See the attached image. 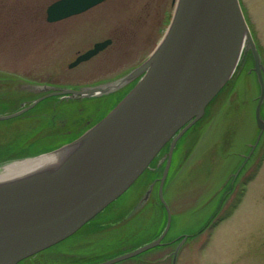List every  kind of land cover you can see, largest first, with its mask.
Masks as SVG:
<instances>
[{
    "label": "rangeland",
    "instance_id": "rangeland-1",
    "mask_svg": "<svg viewBox=\"0 0 264 264\" xmlns=\"http://www.w3.org/2000/svg\"><path fill=\"white\" fill-rule=\"evenodd\" d=\"M55 1L0 0V80L71 90L117 80L154 52L175 3L107 0L78 16L48 23L47 8ZM240 1L264 64V0ZM106 40H112L106 50L70 68L80 54ZM254 67L246 51L225 94L208 107L201 126L181 138L185 144L177 174L164 190L172 215L166 245L117 264H172L176 240L195 235L182 246L178 264H264V133L257 142L260 89ZM34 94L27 98L31 101ZM71 129L67 131L74 133ZM159 171L158 166V179ZM147 174L81 231L39 253L33 263L101 264L155 241L168 219L159 201L152 199L119 223L142 199L147 182L143 187L139 183ZM95 227L101 230L89 237L86 229ZM55 254L62 256L55 261Z\"/></svg>",
    "mask_w": 264,
    "mask_h": 264
},
{
    "label": "water",
    "instance_id": "water-1",
    "mask_svg": "<svg viewBox=\"0 0 264 264\" xmlns=\"http://www.w3.org/2000/svg\"><path fill=\"white\" fill-rule=\"evenodd\" d=\"M104 1L59 0L48 7L47 21L54 23L84 13ZM168 28L147 61L116 82L79 90L23 85L24 90L45 93L33 103L37 104L57 96H102L143 75L125 100L93 130L86 143L87 154L43 177L0 185V264H19L74 235L123 195L172 141L159 188L168 212L163 234L137 251L101 264H115L160 246L171 226L163 188L174 148L233 79L246 51L252 53L260 84L255 118L264 131V65L240 1L178 0ZM110 44V40L97 43L71 67L88 61ZM151 192L152 188L143 203ZM182 244L173 254V264H177Z\"/></svg>",
    "mask_w": 264,
    "mask_h": 264
},
{
    "label": "bare ground",
    "instance_id": "bare-ground-1",
    "mask_svg": "<svg viewBox=\"0 0 264 264\" xmlns=\"http://www.w3.org/2000/svg\"><path fill=\"white\" fill-rule=\"evenodd\" d=\"M177 4L178 0H175L174 11ZM130 83L125 85L124 88L129 86ZM120 89H123L122 85L115 90L119 91ZM115 90L102 96L83 99L70 98L67 100L65 97L57 96L33 104L44 96L36 92L34 98L28 104L20 106L17 103H12L6 109H0V117L21 112L17 117L0 120L4 124L3 127H7L12 123L17 124L15 132L11 133L10 136L6 135L4 146L0 148V185L43 177L63 167L70 160H76L87 154L88 151H85L87 148L86 143L89 140V136L93 134V130L112 114L127 96H119ZM47 104L57 105V110L50 109L46 111ZM114 105L115 107H113ZM85 116H87L86 120H84ZM88 120L94 121L90 122ZM68 127L70 129L73 127L74 133H69L67 131ZM193 130H195V125ZM71 131L73 130L71 129ZM171 143L168 142L161 150V153H159V169L161 172L165 171ZM9 153L19 157L10 158ZM152 166L153 163L149 166L150 170L154 168ZM170 170L172 171L171 168ZM139 204L140 206L134 208L127 215L128 217H133L149 203L142 205L140 200ZM61 256L60 254H55L53 258L56 261ZM27 262H30V260ZM50 262L53 263L54 261L50 260Z\"/></svg>",
    "mask_w": 264,
    "mask_h": 264
},
{
    "label": "flooded vegetation",
    "instance_id": "flooded-vegetation-1",
    "mask_svg": "<svg viewBox=\"0 0 264 264\" xmlns=\"http://www.w3.org/2000/svg\"><path fill=\"white\" fill-rule=\"evenodd\" d=\"M135 82V81H134ZM134 82H132V83H130V85L129 86H127V87H123V89H120L119 91H117V93H118V95L120 96H126L129 92H130V90L134 87V85H135V83ZM15 84L14 86H10L11 88H13L12 90L13 91H15V90H18V86L16 85V84H18V82H13V81H3V82H0V84H2V86H0V88H2V87H4V86H8L9 87V85L8 84ZM9 87V88H10ZM23 87V86H22ZM121 91V92H120ZM121 100V99H120ZM119 101V100H118ZM29 102H31L30 101V99L29 98H27V97H23V96H15V95H10V96H7V95H0V109H6L10 104H12V103H19V104H28ZM46 107H47V109H46V111L47 110H50V109H52V110H57V108L56 107H58L57 105H53V104H47L46 105ZM61 107V106H60ZM62 109H64L63 107H61ZM65 111H67L66 109H64ZM88 121H90L91 122V120H88ZM86 124H88V123H86ZM3 123L2 122H0V142H1V140H3L4 138H6V135H8V136H10L11 135V133H14L15 132V129H16V126H17V124L16 123H12L11 125H9V126H7V127H3ZM4 140L0 143V148H2L4 145ZM20 146V145H19ZM18 146V147H19ZM8 147V146H7ZM17 147V148H18ZM160 165V160H158V164H157V166H156V168H152L151 169V171L150 172H152V173H156V171H157V167ZM146 180L148 181V178H146ZM145 182V181H144ZM144 182H141L140 183V185H144L145 183Z\"/></svg>",
    "mask_w": 264,
    "mask_h": 264
},
{
    "label": "trees",
    "instance_id": "trees-1",
    "mask_svg": "<svg viewBox=\"0 0 264 264\" xmlns=\"http://www.w3.org/2000/svg\"><path fill=\"white\" fill-rule=\"evenodd\" d=\"M244 66H245V63H244ZM9 80H13L12 78H8ZM2 80H4V79H2ZM17 105H20L19 103L17 104ZM7 111V110H6ZM8 112H10V111H8ZM204 121H205V119H204ZM198 127L199 126H201V122L197 125ZM184 140L185 139H183L180 143H179V145H178V148H177V151H176V155H175V158H174V162H173V166H172V171H171V174L172 175H170V178H172L173 176H175L176 174H175V172H176V170H177V164H178V161H179V154L182 152V147H183V142H184ZM23 154H26V153H23ZM24 156H26V155H24ZM9 157L11 158V157H16V158H18L19 156H17V155H14V154H11V153H9Z\"/></svg>",
    "mask_w": 264,
    "mask_h": 264
}]
</instances>
